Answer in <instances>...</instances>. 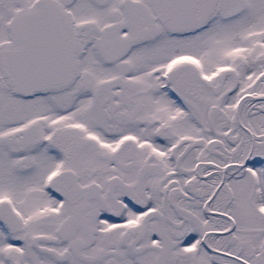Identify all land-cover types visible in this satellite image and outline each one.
I'll return each mask as SVG.
<instances>
[{
  "label": "snow or ice",
  "instance_id": "obj_1",
  "mask_svg": "<svg viewBox=\"0 0 264 264\" xmlns=\"http://www.w3.org/2000/svg\"><path fill=\"white\" fill-rule=\"evenodd\" d=\"M0 264H264V0H0Z\"/></svg>",
  "mask_w": 264,
  "mask_h": 264
}]
</instances>
